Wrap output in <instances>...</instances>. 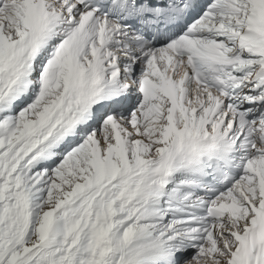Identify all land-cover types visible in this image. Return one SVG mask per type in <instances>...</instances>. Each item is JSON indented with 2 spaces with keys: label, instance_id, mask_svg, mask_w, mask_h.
<instances>
[{
  "label": "snow or ice",
  "instance_id": "1",
  "mask_svg": "<svg viewBox=\"0 0 264 264\" xmlns=\"http://www.w3.org/2000/svg\"><path fill=\"white\" fill-rule=\"evenodd\" d=\"M0 264H264V0H0Z\"/></svg>",
  "mask_w": 264,
  "mask_h": 264
}]
</instances>
